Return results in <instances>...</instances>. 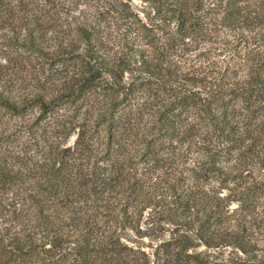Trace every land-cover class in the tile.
I'll list each match as a JSON object with an SVG mask.
<instances>
[{
    "label": "trees",
    "instance_id": "16d2710c",
    "mask_svg": "<svg viewBox=\"0 0 264 264\" xmlns=\"http://www.w3.org/2000/svg\"><path fill=\"white\" fill-rule=\"evenodd\" d=\"M105 1L60 24L57 0H0V264H264V0ZM229 38L232 64L184 70ZM35 106L17 143L1 108Z\"/></svg>",
    "mask_w": 264,
    "mask_h": 264
},
{
    "label": "rangeland",
    "instance_id": "374dc122",
    "mask_svg": "<svg viewBox=\"0 0 264 264\" xmlns=\"http://www.w3.org/2000/svg\"><path fill=\"white\" fill-rule=\"evenodd\" d=\"M120 1V0H119ZM59 2V14H58V22L61 24H65L66 22H69L73 15H76L78 17H88L89 15H93L94 9H98L99 11H106L104 8L106 1L105 0H79V2L71 6V3H69L67 0H57ZM130 3L132 4L133 7L138 8V12L142 17L146 15L147 12H149L148 8L149 6H146V4L142 0H130ZM107 18H110L114 16L113 14H105ZM264 27V24H263ZM258 31V29H255ZM110 31L116 33L119 32L115 29L114 26L110 27ZM4 33H6L5 30L2 28L0 29V67H2L5 64V59L8 57L11 58L13 57V50L10 48L6 47V41L4 39ZM107 33V32H105ZM263 36H264V30H263ZM229 34L224 31L223 33L220 34L221 38H225ZM230 39V44L224 45L221 44V42H212V43H200L196 47L190 49V51L187 52V54L183 57L181 60V64L184 65V70L191 69L192 67H201L202 69L204 68H209V69H221L223 70L224 67H226L229 64H232V61L236 58V52L240 49V46L237 45L236 41L233 40L232 38ZM8 43H11L8 40ZM216 43V44H215ZM261 47L264 48V41L260 42ZM207 51L209 55L207 56V59L205 57L201 58V54ZM200 57V59H199ZM19 78H24L25 79V84L28 85L29 87L35 86L36 82L31 81V79L25 74L21 75ZM125 82L128 81V75H125ZM53 82H48L46 83L45 89L48 90L50 88V85H52ZM67 106L66 104L62 103H56L52 108H50L47 111V117L42 119L40 122L39 126L37 127V130L41 132V130L45 127L49 128L51 125V122L53 119L62 116L65 114ZM36 106L32 108H28L27 112L21 110L18 112V114H11L4 112L1 108V119H7L8 124L5 127V134L8 135H15V141L19 143L20 141L25 140L26 138V132L24 129L20 128L21 120H24L26 122L32 121L36 115ZM3 128V127H2ZM1 128V129H2ZM36 128V127H35ZM37 131V133H38ZM75 135L73 134L70 139L68 140V144L72 145L74 141ZM156 209V210H155ZM158 208L152 207L145 209L140 212L138 215L137 223H140V226L142 228L148 227V223H152L153 227H155V234H148L146 235L145 239L148 241L149 239H156V236L162 235V230H160V227H167L169 224L165 223L167 220V217L165 214L160 215L157 213ZM156 213V214H155ZM167 225V226H166ZM168 228H164V231ZM161 232V233H160ZM155 235V236H153Z\"/></svg>",
    "mask_w": 264,
    "mask_h": 264
}]
</instances>
